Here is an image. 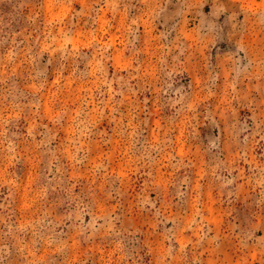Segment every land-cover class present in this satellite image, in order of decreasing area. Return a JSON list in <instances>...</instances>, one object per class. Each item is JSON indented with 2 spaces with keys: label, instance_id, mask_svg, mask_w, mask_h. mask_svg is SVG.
I'll return each instance as SVG.
<instances>
[{
  "label": "rangeland",
  "instance_id": "374dc122",
  "mask_svg": "<svg viewBox=\"0 0 264 264\" xmlns=\"http://www.w3.org/2000/svg\"><path fill=\"white\" fill-rule=\"evenodd\" d=\"M103 3L75 0L72 22L85 34L75 43L64 34L62 42L75 50L77 43L100 40L116 58L114 67L112 61L106 65L109 79L126 75L114 68L128 63L144 74L128 82L135 114L124 143L115 121L105 120L96 130L77 129L74 113L66 111L67 92L51 87L57 73L66 76L75 68L77 87L87 88L93 79L87 60L97 71L105 68L104 61L87 48L63 60L45 44L40 57L26 65L33 37L47 36L53 44L61 37L44 31L42 0H0V264H264V222L250 227L252 213L264 207L257 209L237 194L236 172L218 171L225 183L213 208L224 223L219 234L207 225L197 243L193 228L199 217L191 216L196 168L186 164L165 183L157 178L160 172L166 178L171 168L134 163L157 143L164 151L151 153L155 161L173 149V155L199 149L206 160L222 159L220 146L232 138L240 147L257 141L253 151L264 159V68L253 58L264 45V22H253L232 0H116L115 10L99 13ZM155 3L160 7L153 12ZM56 15L53 10L47 19L56 24ZM157 58L163 63L155 85L159 93L149 76ZM231 67L235 92L229 85L230 105H225ZM197 92L207 98L181 137L178 103ZM128 108L126 101L120 112ZM221 108L229 109L231 136ZM220 183L205 177L202 200L209 188L215 198ZM98 203L109 215L93 217ZM185 221L188 226L180 232Z\"/></svg>",
  "mask_w": 264,
  "mask_h": 264
},
{
  "label": "clouds",
  "instance_id": "9594fccd",
  "mask_svg": "<svg viewBox=\"0 0 264 264\" xmlns=\"http://www.w3.org/2000/svg\"><path fill=\"white\" fill-rule=\"evenodd\" d=\"M75 0H42L41 9L39 13L43 14L45 32H54L61 39H57L55 43H50L49 37L45 36L41 38V34L33 37L34 43L30 46L28 55L25 56L26 65H31L33 59H38L40 54L45 51L42 45L47 44L51 49H57L56 54L58 53L63 60H71V57L81 56L82 51L87 49H92L91 56L95 51L96 56H98L105 63V68L97 71L92 64L90 59L87 60L86 67L88 76L93 78L91 84L87 88H78L77 86L81 83L79 77L74 76L75 68H72L68 72V75L64 76L61 73L56 74V79L51 81V87H54L58 90H64L68 94V98L65 100V104L70 106V113H74L73 121L76 125V128L79 129L81 126L84 128H90L96 130L105 120L109 122H116L117 135L121 138V143L127 141L128 132L127 129L134 125V114L135 110L132 107V99L126 92H131V86L128 82L131 80L137 79L138 76H143L144 74L140 71L132 69L131 63L125 64L123 68L116 65L114 68L115 73H126V75H115L114 78L109 79L106 65L109 61H112V67H114L115 57L107 52L106 48H103V45L100 40H96L95 45L89 43L87 45L82 43L76 44V49L74 50L71 47V43H75L76 39L83 36L85 31H82L72 22V13H73V3ZM81 4L84 3V0H78ZM99 2V0H97ZM232 3L236 4L241 12L249 14L253 18V22L259 20L264 22V0H232ZM86 7H91V5H85ZM117 7L116 0H104L103 6L98 9L99 13L111 12ZM160 7L159 3L152 5L151 10L155 12ZM55 10L57 13L55 19L58 21L56 24H52L51 20H48V15ZM77 15H80L77 13ZM100 19L99 16L96 17V20ZM124 16L120 17L121 27H123ZM135 23V21H133ZM49 25H52L49 27ZM119 30V29H118ZM98 35H101V30H97ZM64 34H68L74 37V40L69 44H63L62 37ZM123 35V32L121 33ZM95 39V37H93ZM58 46L67 50V55L62 54L58 50ZM98 48H102L103 51H99ZM259 66L264 68V45L254 50V59H257ZM157 63L155 65L154 71L149 75L152 78L154 91L159 93L161 87H156L155 85L161 80V71L163 63L159 62L157 58ZM15 71V68H13ZM235 71L234 67L229 68V76L226 79V93L229 89V85H232L231 89L235 92L234 80H229L231 73ZM7 70L4 71V79H7L8 76ZM115 85V87H114ZM123 85H128L127 89L122 91ZM66 86V88H65ZM83 93V95H81ZM209 95V94H208ZM132 96H135V93L132 92ZM119 97V99H117ZM207 96L200 95L197 92L193 98L188 100H182L178 104L180 107L177 109V112L181 114L182 119L177 125V128L180 130V135L183 137L186 133L187 127L191 124L192 121L196 119V109L200 102L206 99ZM230 96L225 95L222 103L225 105H230ZM128 102L129 108L126 112H120V107ZM228 108H221L220 117L225 122L226 132L231 136L229 131L230 127L228 126V117L227 111ZM114 129H112L113 131ZM123 135H120V134ZM94 134H96L94 132ZM103 131L101 130V133ZM260 140H264V135L260 136ZM257 141L253 140L249 147H240L235 144V139L232 138L231 141L225 139V141L220 146V150L223 153V158L219 156L213 160H206L203 156L200 155L199 149L195 152L187 150L183 154L173 155V151H166L163 156L162 161H155L151 153L153 151H164V148H161L159 143L155 145V148L149 146L145 148L142 155L135 158L134 163H139L141 167H144L146 164L151 165L152 163H159L161 167L171 168L172 171L165 174L163 172L159 173V178H163L165 183H170L173 174L182 167L191 165L196 168V180L192 185L191 191L194 193L192 196L191 202V216L193 218L199 217V220L196 222V227L193 228V235L198 237L197 243L200 239H203L206 233L204 228L212 224L215 226L217 234H219L220 226L224 223V215L219 211L213 208L214 204L220 202V196L223 194L219 189H223L224 183L221 180L218 171H226L228 173L236 172L237 179L240 183L237 185V194L243 193L246 199L252 200L254 206L257 209L264 207V159H258L255 155L253 149L256 146ZM166 146L170 147V144ZM175 161V162H173ZM159 172V169H157ZM205 177L214 178L215 181H221L218 185L217 196L213 198L211 188L205 193L206 200H202V184L201 181ZM157 182V181H156ZM227 183H231L228 181ZM103 204H97V211L93 213V217L97 214L100 216L109 215V210L105 209ZM206 212L207 215L203 213ZM79 219V216H77ZM252 223L250 227L255 229L260 223L264 222V211H258L252 213ZM188 226V222L183 223V227L180 229V232H183L184 227ZM228 227L234 228L236 225L229 224ZM212 229H209L211 231ZM212 239H215L213 237ZM211 242V241H209ZM261 242H264V237H261ZM23 247V246H22ZM30 254V253H29ZM208 264H218L217 261L210 260ZM237 264H242L241 261H237Z\"/></svg>",
  "mask_w": 264,
  "mask_h": 264
}]
</instances>
